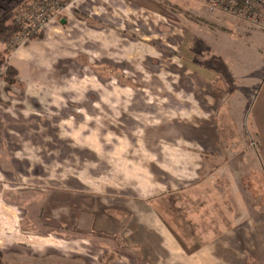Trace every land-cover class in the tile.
Listing matches in <instances>:
<instances>
[{
	"label": "rangeland",
	"instance_id": "obj_1",
	"mask_svg": "<svg viewBox=\"0 0 264 264\" xmlns=\"http://www.w3.org/2000/svg\"><path fill=\"white\" fill-rule=\"evenodd\" d=\"M76 1L43 0L53 17L37 19L40 27L29 21L31 14H36L35 0H14L7 6V13H11L18 24L24 23L7 53L9 65H12L10 59L14 52L36 39H42L52 21L69 14L73 16ZM202 3L207 6L204 0H160V14L151 10H131L134 18L131 31L137 37L145 36L151 46L155 41L164 52L152 58L156 62L153 65L150 58L143 56V60L136 61L130 69L124 67L125 74L121 69L103 65L98 67L100 75L91 77L97 78L95 81L80 78L78 74L66 76V86L74 89L66 91V99L74 98L73 93L77 94V86H81L83 81L86 85L94 81L99 88L96 93L94 89L87 93H90L89 98L99 97L102 105L95 108L88 104L87 108H81L83 117L79 112L69 114L65 107L45 105L38 108V125L31 126L29 119L33 115L29 110L35 109H29L22 115L17 109L7 112L0 106V194L4 193V198H18L22 203L23 198H45L44 194L48 192L49 196L79 194L87 200L82 215L99 212L102 204L103 214L117 216L118 219L114 220L120 234L113 237H117L118 247L123 246L124 249L105 250L98 258L101 251H82L84 255L89 254L92 264H264V198H246L248 207L263 206L262 219L260 215L256 220L250 216L246 219L253 225L256 223V235L254 231L246 233V220L242 219L240 223L234 217L242 213L238 198H222L223 181L216 180L218 172H214V176L212 172L210 174L214 166L237 157L236 152L244 149V140L238 137L243 136V129H246L239 122L244 106L234 104L235 91L232 99L221 108L218 129L224 137L221 143L224 150L219 155L210 152L213 150L212 140L193 138L195 133L204 134L207 125L212 126L206 121L212 120L210 106L217 100L210 96L209 87L197 76V65L190 53L194 40L207 41L209 46L214 43L217 51L212 46L209 51L200 43L199 48L205 53L203 60L199 57L197 60L205 61L206 57L221 68L226 78L235 79L232 86L240 87V103L247 105L249 101V110L256 88L264 77V12L250 17L256 23L228 15L213 25L204 20L195 23L192 19L197 20V17L191 5L197 7ZM116 10L126 17V10L121 7ZM81 15L84 19L92 18ZM176 23L184 28L176 26ZM184 29L188 30V35L181 49L179 35ZM34 30L41 31L43 35L32 38L30 34ZM215 55H218L215 59L220 60L219 63L213 62L212 56ZM4 68L0 67V89L3 92L5 84L13 87L11 91L14 94L11 93L10 97L19 99L18 70L14 67L17 70L16 83H8L4 79ZM250 79L256 82L252 86L245 84ZM94 86L92 84L91 87ZM50 96L45 92L38 98L46 101ZM5 103L18 107V103L0 97V105ZM194 108L198 109L197 116ZM146 147L150 153H145ZM189 147V150L197 148L204 153L199 161L203 164L199 166L196 178L178 185L174 174L181 166L173 161L180 156L182 148ZM160 148L163 152H159ZM123 158H127L129 163L120 164ZM4 162L9 163L8 167L1 169ZM235 168L241 171L234 172L235 175L252 178H248V183H252L253 186L249 187L254 191V181L257 184L261 182L258 176L253 175L257 170L248 165L241 168L239 164ZM218 178H222L221 172ZM166 179L170 180L167 187H153L151 194L146 196V191H135V195L124 192L128 183L135 182L141 189L143 185L157 184ZM213 184L219 198H208L212 196V190L208 193L209 185ZM125 198L130 202H125ZM62 210H55V216L66 212L68 219L74 214ZM71 211L74 212L73 209ZM89 219L91 223L93 218ZM78 220H68L66 230L75 227ZM27 223L25 219L23 226ZM85 226L88 231L90 227Z\"/></svg>",
	"mask_w": 264,
	"mask_h": 264
},
{
	"label": "crops",
	"instance_id": "obj_2",
	"mask_svg": "<svg viewBox=\"0 0 264 264\" xmlns=\"http://www.w3.org/2000/svg\"><path fill=\"white\" fill-rule=\"evenodd\" d=\"M159 1L160 0H77L75 2L76 5L73 6V16L69 14L68 17H60L52 21L48 25V30L44 33L42 39H36L26 46L19 47L14 52L10 59V64L18 70V79L20 83L18 82L17 85L19 86L17 87L19 88L18 91H20L18 95L21 97L19 99L10 97V94L13 93L11 91L13 87H8V85L5 84L4 91H6L2 92L1 88L0 97L18 103V107H13L10 103H5L0 106L7 112L16 111L15 109H17L22 115L28 112L29 109H35L36 111L29 110L31 112L30 115H33L29 119L31 126L34 124L36 126L38 125L40 120V118L36 117V115H39L38 108L44 107L45 105L65 107L69 114H78L79 112L82 117L83 112L80 109L86 107L88 104L93 107L95 106V108H99L101 104L100 98H89L90 93H87L92 89H94L93 91L96 93V90L99 89L96 88V84L94 83L97 78H91L93 75H100L98 67L110 65L114 67L115 70L121 69V72L125 74L126 68L130 69L136 61L143 60V56L150 58L149 62L153 65L156 62L152 60V58H156L159 53L164 52L161 45L155 41H153V46H151V43L145 36L142 35L141 37H137L134 34L135 32L131 31V28H134L132 11L151 10L160 14L162 5L160 6ZM119 7H121L123 11H127L126 17H122L117 12L116 9ZM191 7L196 16L209 13V11H205L203 6L196 7L191 5ZM80 12L92 18L84 19L81 17L82 15ZM213 16L215 15L213 14ZM224 18L225 16L223 19ZM223 19L221 21H223ZM192 20L195 23L200 22L198 20L195 21V19ZM213 20L216 24L217 21H220ZM176 21L179 22L177 18ZM176 26L183 27L180 23H176ZM142 33L145 34V31H142ZM187 35L188 30L186 29L179 35L181 49L184 47ZM200 43L203 44L205 48L207 47L209 51L211 50V46L214 47L215 45L211 43L209 46L207 45L209 44L207 41L194 40L192 42L193 50L190 51V53L192 55V60H195L197 65V76L209 87L210 96L216 99L217 103L212 106L208 105L210 106V112L212 111L213 118L211 121L208 119L206 123H212V126L207 125L204 134L195 133V137L193 138L202 137L212 140L213 150L210 151L212 155H219L224 150L223 144L221 145L222 141H224V137L218 129V115L221 108L227 105L229 100L232 99L233 93L236 91V100L234 104L236 105L237 103L238 105L236 106L239 107L244 106L240 114L239 122L241 126L244 125L246 129H243V136L238 135V137L243 138L245 147H243L244 149L241 151L236 150L238 156L230 158V162L228 161L214 166L212 170H210V174L212 172L214 176V172H218L216 180L223 181L221 184L222 192H224L222 198H238V202L241 203L239 208L242 210V213L239 212L238 217L234 215L235 220L238 218V221L241 223L242 219L246 220L249 216L251 219L256 220L258 215H260V218L262 217L263 206L248 207L246 198H264V77L261 79L263 81L258 89L256 88L254 99L248 110L247 106H249V101L247 105H243V102L240 103L242 96L240 87L234 88L235 86H232V84L235 83V79L232 81L230 78H226L225 75L222 74L221 68L218 67V69L216 67L217 65L206 60V57L205 61H202L205 50H200ZM194 44L196 47H194ZM214 49L217 51L215 47ZM176 54H178V51H176ZM217 56L218 55L212 56L213 62L217 61L219 63L220 60L215 59ZM198 57L202 60L198 61ZM73 74H78L80 78L87 77L94 81L88 82L87 85L84 84L85 82L83 81L81 86H77V94L73 93L74 98L66 99V91H74L72 86H66V76L70 75L73 77ZM253 83L256 82H252L250 79L245 84L251 85ZM92 84L95 86L91 87ZM45 92L51 94L46 101L43 98H38V96L41 97ZM48 100L50 101L49 103ZM70 108H72V110H69ZM194 110L195 116H197L198 109L194 108ZM96 113L97 115L99 114L97 111L95 114ZM78 141L80 142V140ZM189 149L190 147L186 149L182 148L180 156L173 161L181 166L178 169L176 168V174H174V176L177 177L176 183H178V185L196 178V175H199L197 170L199 166L203 164H199V161L202 160L204 153L200 152L197 148H193V150ZM149 150V147L144 148L145 153H150L151 150ZM159 152H163V149L160 148ZM237 159H239L238 163H236ZM121 163L125 165L129 163V161L127 158H123L120 164ZM131 163L133 164V161ZM7 164L9 163L4 162L3 168L1 169L7 168ZM236 164H239L241 168L248 165L254 167V170H257L256 173L253 172V175L256 177L258 176L261 182L257 184L254 181V191L249 187L253 186L252 183H248L251 177L245 175L246 177L243 178L241 175H235L234 172L238 171L235 168ZM38 169L40 171V168H37V170ZM143 169H145V166ZM220 172L221 179L218 178ZM238 172L240 173L241 171L239 170ZM169 181L170 180L167 181L166 179L164 181H159L157 184L143 185L141 189L137 183L135 184V182H132L125 184L126 190L124 192L126 194L130 193L135 195V191H138V193L146 191V196L151 194L153 187H167ZM215 187V184L209 185L208 193L212 190V196L208 198H219V195L215 192ZM62 191H64V189ZM44 195L45 198L41 196L40 198H33V200L23 198L21 199L22 203L25 204L23 205L18 201V198H4V193L3 195L0 194V251L4 254L7 263L92 264V260H89L87 256L89 254L84 255L82 251H101L97 255L98 258L105 250L115 251L117 248H123V246L118 247L117 237H113L120 234L117 231L118 226H116L118 223L114 220L118 218L112 214H103V209H101L102 204L100 205L99 212L96 210L87 216L86 213L82 215L83 209L86 208L87 200L86 198H81L79 194L74 195L68 193L66 196H62L64 194H52L49 196L48 192ZM126 199L129 198H125L124 200ZM125 202L128 203L130 201L126 200ZM60 208L63 209L62 211L68 210L70 213L72 212V214H74L68 216V219H66V212L61 214V216H55L54 211H58ZM71 209H73L74 212L71 211ZM29 210H31V212H29ZM228 211L230 212V206ZM89 218H93L91 223ZM25 219L29 223L24 227L23 221ZM72 219L79 220L76 224L74 223L75 227H69L66 230L68 220ZM108 219L111 221L108 222ZM244 223L247 225L245 227L246 230H248L246 233H252V231H254L256 235V223L253 225L249 220H246ZM85 225L90 227L87 229L88 231H86ZM161 231L163 233V230ZM167 234L170 235L171 233L167 232ZM113 239H116V241H113ZM98 243L99 245H97ZM110 245L111 247H108Z\"/></svg>",
	"mask_w": 264,
	"mask_h": 264
},
{
	"label": "trees",
	"instance_id": "obj_3",
	"mask_svg": "<svg viewBox=\"0 0 264 264\" xmlns=\"http://www.w3.org/2000/svg\"><path fill=\"white\" fill-rule=\"evenodd\" d=\"M13 1L9 0L8 4H5L0 1V67L1 66L5 67L4 79L8 83H16L17 70L12 65H9L7 55L11 51L10 45L12 40L22 30V24H24L22 22H19L20 24L19 25L17 23V20H14L12 18V14L7 13L8 11L7 6H10ZM204 1L205 3H207V6H204L203 3L201 6L204 7L205 11H209V13L207 15L206 13L200 14L196 17L198 21H203V20L207 21L209 25L216 24L213 19L221 21L224 16L227 17L226 15L239 17L240 19H245V20L253 21V23H256V20L255 19L250 20V17L253 18L255 15L257 14L261 15L264 12V0L261 3H254V4L248 2L247 0H231L230 7L227 9L221 7L211 8L210 7L211 1L210 0H204ZM213 14L215 16H213ZM23 21L25 22V20ZM42 35L43 33L37 30H34L30 34L32 38L41 37ZM12 46H17V45H12ZM0 264H9L7 263V260L1 251H0Z\"/></svg>",
	"mask_w": 264,
	"mask_h": 264
},
{
	"label": "built area",
	"instance_id": "obj_4",
	"mask_svg": "<svg viewBox=\"0 0 264 264\" xmlns=\"http://www.w3.org/2000/svg\"><path fill=\"white\" fill-rule=\"evenodd\" d=\"M210 1H211V5H210L211 8L221 7V8H226V9L230 7V2H231V0H210ZM247 1L252 3V4L263 2V0H247ZM42 2H43V0H35V4H36L37 8H35L34 10L36 11V14H31V18L29 20V21L34 22L33 24L35 25V27L41 26L40 23L37 21V19L46 18V17H53L52 13L46 8V6ZM60 2H62V1H60ZM60 2L58 3V5L60 4ZM24 18L28 19V16L24 15ZM33 18H34V20H33Z\"/></svg>",
	"mask_w": 264,
	"mask_h": 264
}]
</instances>
